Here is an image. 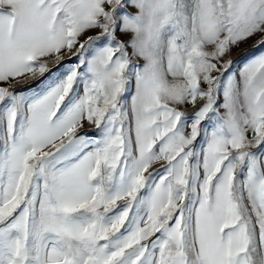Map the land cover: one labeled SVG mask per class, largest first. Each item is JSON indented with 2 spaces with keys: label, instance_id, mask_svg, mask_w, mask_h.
Returning a JSON list of instances; mask_svg holds the SVG:
<instances>
[{
  "label": "snow or ice",
  "instance_id": "1",
  "mask_svg": "<svg viewBox=\"0 0 264 264\" xmlns=\"http://www.w3.org/2000/svg\"><path fill=\"white\" fill-rule=\"evenodd\" d=\"M0 264H264V0H0Z\"/></svg>",
  "mask_w": 264,
  "mask_h": 264
},
{
  "label": "rangeland",
  "instance_id": "2",
  "mask_svg": "<svg viewBox=\"0 0 264 264\" xmlns=\"http://www.w3.org/2000/svg\"><path fill=\"white\" fill-rule=\"evenodd\" d=\"M256 39V37H253L238 48H234L226 59L231 58L235 62V65H239L247 54L254 52L253 45L256 43Z\"/></svg>",
  "mask_w": 264,
  "mask_h": 264
}]
</instances>
